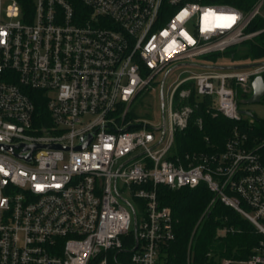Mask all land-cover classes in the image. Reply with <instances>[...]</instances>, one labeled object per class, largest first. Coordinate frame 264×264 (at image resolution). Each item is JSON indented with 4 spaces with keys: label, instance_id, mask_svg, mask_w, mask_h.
Returning a JSON list of instances; mask_svg holds the SVG:
<instances>
[{
    "label": "built area",
    "instance_id": "1",
    "mask_svg": "<svg viewBox=\"0 0 264 264\" xmlns=\"http://www.w3.org/2000/svg\"><path fill=\"white\" fill-rule=\"evenodd\" d=\"M24 1L0 0V264H169L174 218L158 187L201 184L212 194L201 219L219 202L263 236L247 258L209 252L206 264H264V138L236 126L221 151L175 149L200 102L247 118L238 91L251 95L264 66L195 60L263 32L247 29L264 0ZM171 66L200 71L169 86L162 124L133 117ZM190 247L185 264H195Z\"/></svg>",
    "mask_w": 264,
    "mask_h": 264
},
{
    "label": "trees",
    "instance_id": "2",
    "mask_svg": "<svg viewBox=\"0 0 264 264\" xmlns=\"http://www.w3.org/2000/svg\"><path fill=\"white\" fill-rule=\"evenodd\" d=\"M263 29L264 23L257 18L252 21L247 31L256 32ZM203 58L209 65H227L226 62L230 64L262 62L264 31L240 45ZM222 60L224 61L220 62ZM262 77L264 79V73ZM32 95L37 111L46 114V99L43 98L42 93L34 91ZM249 95L239 90L238 103H241V98H249ZM193 104L194 96L182 102V105ZM206 106L207 102H200L189 119L188 127L176 133L175 149L179 154L221 151L236 126L252 136L264 138V120L255 119L251 122L248 118H243L241 122H236L222 115L213 116L207 112ZM198 119H202V128L197 125ZM206 138L209 141H206ZM158 196L163 205L172 209L174 218L176 240L168 258L169 264H185L189 246L195 264H206L209 252L216 253L220 258H247L263 238L249 221L219 202L213 205L208 214L201 219L212 198V194L204 184L196 189L177 190L161 185L158 187ZM226 228L233 229L234 232H226ZM121 256L122 254L118 255L119 260Z\"/></svg>",
    "mask_w": 264,
    "mask_h": 264
},
{
    "label": "rangeland",
    "instance_id": "3",
    "mask_svg": "<svg viewBox=\"0 0 264 264\" xmlns=\"http://www.w3.org/2000/svg\"><path fill=\"white\" fill-rule=\"evenodd\" d=\"M253 3L258 0H249V3ZM259 20H261L264 23V6L261 9V15L258 17ZM258 39V37H257ZM224 60L220 61L223 62ZM195 62H199L201 64H205L204 58H198L195 60ZM227 65H235V63H228ZM238 64H248V63H238ZM170 70V71H169ZM188 71H200V69L195 67H189V66H179L173 68L167 67L163 72H161L156 79L154 80V83L151 85L154 87V89L150 88L145 91H143L138 98L134 101V103L130 107V114L140 120H146L150 124L159 126L163 122L164 116H168V108L167 105L162 109V100L160 97V90L162 85L163 77L167 72L168 75L166 76V79L164 81V97L167 102L168 99V88L169 86L179 77V79L186 77L189 72ZM251 96V95H250ZM249 96V97H250ZM246 98L240 99L239 108L240 109H247L251 111L254 115V117H247L249 121L253 122L255 119H261L264 120V98L258 102L253 104H244V100Z\"/></svg>",
    "mask_w": 264,
    "mask_h": 264
},
{
    "label": "water",
    "instance_id": "4",
    "mask_svg": "<svg viewBox=\"0 0 264 264\" xmlns=\"http://www.w3.org/2000/svg\"><path fill=\"white\" fill-rule=\"evenodd\" d=\"M260 66H264V61L256 62V63H248V64H235V65H202L200 66V68L221 70V71H232V70L251 69V68L260 67ZM251 86H252V94L249 98L243 101L244 104L258 103L264 98V79L262 76H257L256 78H254ZM160 97H161V100L164 99V83L161 86ZM161 105H162V109H164V104L162 103ZM239 112L244 116L252 117V118L254 117L253 113L247 109H240ZM90 140H91V137L87 141L86 145L89 143ZM24 157L28 158L29 155H26Z\"/></svg>",
    "mask_w": 264,
    "mask_h": 264
}]
</instances>
